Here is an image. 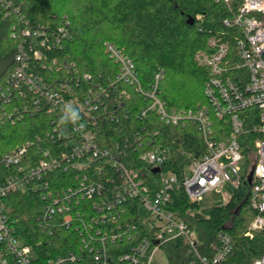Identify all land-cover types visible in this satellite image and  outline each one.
<instances>
[{"label":"built area","instance_id":"obj_1","mask_svg":"<svg viewBox=\"0 0 264 264\" xmlns=\"http://www.w3.org/2000/svg\"><path fill=\"white\" fill-rule=\"evenodd\" d=\"M0 5L6 14L19 12L16 0H0ZM224 23L240 28L241 34L211 35L208 49L195 54V60L210 70L204 90L208 102L182 108H169L161 97V72L145 88L134 61L113 42L105 43L106 50L119 71L105 86L74 63H58L57 57L47 61L46 52L70 37L69 21L58 28L28 20L13 26V65L0 80V124H15L42 111L50 118L44 134L0 155L1 264H115L114 257L121 264H154L163 244L178 237L185 238L200 264H226L234 247L232 236L221 231L210 252L204 253L196 233L171 208L180 180L174 171L162 172L170 150L156 142V129L150 133L136 128L106 144L98 139L104 119L120 122L129 114L130 93L118 83L147 99L137 112L141 120L155 113L166 124L191 123L201 132L205 149L187 166L183 180L190 200L199 202L205 192L227 181L237 186L244 179L258 211L245 235L264 231V0H242ZM215 116L226 120L228 135L216 137L222 130H216ZM137 161L161 174L159 187ZM33 181L42 188L39 226L50 233L71 228L79 235V244L66 253L41 258L7 212V196ZM143 208L150 218L142 217ZM138 220L146 226L139 236ZM252 264H264V252Z\"/></svg>","mask_w":264,"mask_h":264},{"label":"trees","instance_id":"obj_2","mask_svg":"<svg viewBox=\"0 0 264 264\" xmlns=\"http://www.w3.org/2000/svg\"><path fill=\"white\" fill-rule=\"evenodd\" d=\"M16 1L20 8L15 14H6L0 5V56H12L0 80L9 75L13 65L15 41L11 33L14 25H22L28 20L29 24L58 28L69 21L67 26L71 35L61 46L46 52L49 63L53 57L58 58V63L65 60L74 63L81 72L91 73L92 79L108 86L115 81L119 71V64L106 50L105 43L113 42L134 61L145 88L151 86L156 73L161 72L160 95L169 108L196 107L208 102L204 90L210 70L195 60V54L198 50L208 49L211 35L224 34L225 38L229 34H241L240 28L226 26L224 20L238 9L242 0L229 4L220 0ZM118 85L130 93L126 102L129 114L120 122L104 119L102 127L97 129L98 139L106 144L136 128L145 127L150 133L156 129V142L170 150V159L162 166V172L174 171L180 180L172 192L170 206L196 233L199 248L209 253L218 234L227 231L234 247L226 264H252L264 252V231H256L253 237L245 235L258 213L251 203V186L243 179L223 204L202 207L198 201L190 200L183 180L187 166L205 149L201 132L191 123L166 124L155 113H151L146 121L141 120L137 112L140 106L147 104V99L129 85ZM49 118L50 114L42 111L27 114L15 124H0V155L37 134H44ZM214 126L216 130H222L217 133V138L228 135L229 127L224 118L215 116ZM137 162V167L141 165L148 169L146 164ZM147 172L154 187H159L161 174L150 169ZM37 186L38 182L33 181L26 189L12 191L6 198L7 212L23 239L38 250L41 258L66 253L79 244V235L71 228L58 227L50 233L39 226L37 216L44 203L42 188ZM138 225L139 236L144 234L146 226L140 220ZM163 249L171 264H200L183 237L164 243ZM114 263L121 264L117 257H114Z\"/></svg>","mask_w":264,"mask_h":264},{"label":"rangeland","instance_id":"obj_3","mask_svg":"<svg viewBox=\"0 0 264 264\" xmlns=\"http://www.w3.org/2000/svg\"><path fill=\"white\" fill-rule=\"evenodd\" d=\"M11 60H12V56L9 58L0 56V75L4 70V68L6 67V65ZM240 167H241V173L244 174L247 168L245 159L240 161ZM235 188L236 185L234 183H232L231 181H227L223 183L222 186H219L218 188L205 192L202 198L200 199L199 203L201 204L202 207L223 204L228 201L230 196L233 194ZM141 214L143 218L151 217L150 213L144 208L142 209ZM163 250L161 248L154 255V264H171L168 255L165 252H163Z\"/></svg>","mask_w":264,"mask_h":264},{"label":"water","instance_id":"obj_4","mask_svg":"<svg viewBox=\"0 0 264 264\" xmlns=\"http://www.w3.org/2000/svg\"><path fill=\"white\" fill-rule=\"evenodd\" d=\"M158 170H159L158 167L154 168V171H158ZM251 180H252V174L250 175V178H249V181H250V182H251Z\"/></svg>","mask_w":264,"mask_h":264}]
</instances>
